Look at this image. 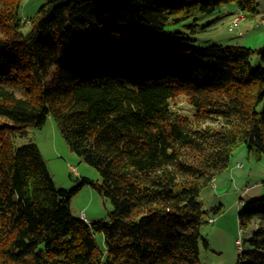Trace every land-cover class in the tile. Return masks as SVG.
Masks as SVG:
<instances>
[{"label":"trees","instance_id":"1","mask_svg":"<svg viewBox=\"0 0 264 264\" xmlns=\"http://www.w3.org/2000/svg\"><path fill=\"white\" fill-rule=\"evenodd\" d=\"M25 1L0 0V264H201L212 212L200 191L239 143L264 156V46L203 48L190 36L222 5L254 18L260 4L50 0L23 21ZM50 116L99 171L101 184L83 183L112 202L108 222L74 216L75 191L55 185L39 147L16 148ZM238 217L255 224L243 264H264V197Z\"/></svg>","mask_w":264,"mask_h":264},{"label":"rangeland","instance_id":"2","mask_svg":"<svg viewBox=\"0 0 264 264\" xmlns=\"http://www.w3.org/2000/svg\"><path fill=\"white\" fill-rule=\"evenodd\" d=\"M48 1L50 0H26L22 5L20 19L31 20ZM256 1L260 5L254 18H249L243 11L235 10V5H222L214 17H204L196 24L203 27L217 18L219 21L206 31L191 33L190 37H194L196 43L203 48L213 44H238L252 49L264 46V26L259 22L264 18V0ZM242 20L246 21L240 22ZM231 28H234L232 32ZM28 30L30 25L25 24L24 31ZM174 103L183 115L192 116L193 110L185 98L180 97ZM3 121L0 119V123ZM215 124L216 121L211 120L206 125ZM29 143L39 147L55 185L66 192L75 191L70 204L74 216L80 218V215L85 214L87 223L109 221V214L113 211L110 199L83 183L84 179H89L101 184L99 171L84 162L67 146L68 143L53 117L46 119L42 129L30 128L26 136L15 139L16 148ZM247 151L246 144L239 143L231 151L228 168L200 191L203 208L209 214L212 212L200 230L208 240L207 247L200 243L201 264L244 262L241 254L248 247L246 241L255 224L243 230L238 216L246 203L264 197V156L258 158ZM215 210H219L218 213L214 214ZM96 240L99 247H104L102 234H98Z\"/></svg>","mask_w":264,"mask_h":264},{"label":"built area","instance_id":"3","mask_svg":"<svg viewBox=\"0 0 264 264\" xmlns=\"http://www.w3.org/2000/svg\"><path fill=\"white\" fill-rule=\"evenodd\" d=\"M80 219L86 220V215L85 214L80 215Z\"/></svg>","mask_w":264,"mask_h":264},{"label":"crops","instance_id":"4","mask_svg":"<svg viewBox=\"0 0 264 264\" xmlns=\"http://www.w3.org/2000/svg\"><path fill=\"white\" fill-rule=\"evenodd\" d=\"M245 21H246V20H245ZM240 22H244V20H242V21H240ZM76 175H78V173H77Z\"/></svg>","mask_w":264,"mask_h":264}]
</instances>
